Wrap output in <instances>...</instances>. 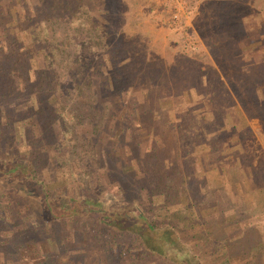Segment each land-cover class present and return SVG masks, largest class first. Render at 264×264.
<instances>
[{"label":"rangeland","instance_id":"1","mask_svg":"<svg viewBox=\"0 0 264 264\" xmlns=\"http://www.w3.org/2000/svg\"><path fill=\"white\" fill-rule=\"evenodd\" d=\"M38 1L0 0V90L4 91L10 84L16 90L11 91L10 98L6 101L5 97L0 96V129L9 122L5 129L8 141L4 148L10 146L13 151L36 154L42 175L53 178L54 184L68 193L76 189L79 175H84L83 179L88 180L90 189H97V174L101 175L103 192H118L116 185L106 175V166L100 163L104 160V153L102 158L97 154L104 148L107 151L111 148L116 150L113 156L124 170L136 177L143 173L138 178L142 182L145 171L160 165L156 161L159 141L127 144L124 140L115 144L117 141L110 133L123 114V109L112 98V94L104 97L100 95L103 82L99 80L100 75L94 74L97 72L92 73L93 91L98 97L94 100L100 104L103 101L111 103L108 109H98L101 105L92 109L99 124L103 120L108 121L109 128L101 130L104 133L102 136L101 131L97 134L91 132V124L86 122L88 117L82 118L83 122L75 123L74 132H71L66 130L72 125L69 116L55 110L51 115L48 114L54 108L40 98L35 86L38 72L36 60L30 53H24V48V51L15 53L14 47L15 43L26 42L23 27L28 16L35 13L37 17H41V7L32 10ZM186 2L187 31L197 40L193 48H185L177 30L167 29L154 21L152 16L159 19L161 10L155 8L151 0H57L55 7L64 8L68 3L74 9L72 37L78 47H84L92 41L93 54L117 53L115 57H119V60L122 58L120 69L115 72L130 71V78L124 80V89L128 86L125 99H145L147 83L144 81L150 80V77L147 72H143V67L157 70L156 61H162L159 71L167 72L168 77H174V83H177L178 76L182 78V72L189 84L197 81L194 79L198 77L199 71L206 72L204 75L208 76L209 84L204 79L205 76H202L205 81H199V84L204 95L199 98L193 93L194 90L190 94H193L192 97H188L190 95L186 92L180 93L181 90L176 92L175 89L180 87L174 84L169 93L153 96V107L159 108L163 113L162 118L167 119L166 123L162 120L158 122L159 129L161 132H168V136L177 133L180 138L189 127L188 115L192 114L198 119L201 143H191L190 149L198 150L202 159L196 168L199 179L194 178L223 209L225 220L207 209L215 202L205 201L208 200L205 196L202 200L199 199L198 204L206 210L201 209L202 219H194L193 224L199 222L201 227H208L212 235L218 234L221 240L227 241L223 248L229 249L228 252L234 256L229 264H264V105L257 108L254 101L256 93L259 97H264V90L259 88L264 85V66L261 65L264 57H256L264 54V42L258 41L264 35L261 34L264 30V13L254 10L242 15L243 21L250 22L249 29L253 31L254 39L247 40L244 35L245 40L240 46L233 51H222L216 62L211 59L210 45L205 42L209 39L208 27L205 20L203 22L206 4L204 0ZM90 6L92 8L88 18H85V8ZM58 17L64 16L60 14ZM91 20L94 28L90 26V34H87ZM62 22L60 19L59 23ZM228 31L231 32V29ZM202 44L208 53H200L203 50ZM224 49L226 48L221 50ZM233 56L237 58L234 59ZM177 58L181 59L182 67L173 74L171 65L179 66ZM196 59L205 63H199L198 66L190 62ZM219 65L223 69L218 79L213 74L214 71L219 74ZM261 72L262 76L256 78ZM27 79H33V85L28 84ZM260 79L261 84L257 82ZM133 81L136 84L134 86L130 85ZM182 81L183 79L179 80L180 85ZM231 84L243 97L238 98L239 103L226 95L231 90ZM192 85L196 86V83ZM225 87L229 89L228 92ZM84 99L87 105H93L92 101ZM240 100H245L246 103L242 104ZM14 107L18 111L13 119L11 113ZM74 113L83 112L80 113L75 106ZM46 125L51 129L49 136L45 134ZM86 136L92 137V143L99 138L96 143L100 146L92 154L95 160L90 159V151L85 146ZM152 143L155 144L154 149H145V144ZM148 152L150 155L147 156ZM77 159L81 163L76 162L74 167L73 163ZM257 174L262 176L257 177ZM163 182L166 183V180ZM141 194L143 198L146 197L145 192ZM22 205L23 201L11 195L10 191H0V264H167L154 255H142L127 234L107 232L89 217L57 219L41 227L37 221H31L33 218L30 214L24 215L26 207ZM237 209H241L239 215L236 213ZM211 215L214 217L209 219Z\"/></svg>","mask_w":264,"mask_h":264},{"label":"trees","instance_id":"2","mask_svg":"<svg viewBox=\"0 0 264 264\" xmlns=\"http://www.w3.org/2000/svg\"><path fill=\"white\" fill-rule=\"evenodd\" d=\"M56 1L39 0L34 8L32 7V10L41 7V17H37L35 13L28 16L26 25L23 27L26 42L25 44L15 43L14 46L15 53L22 52L24 48V53H30L29 55L36 60L38 72L35 86L40 98L48 106L52 104L51 106L54 108L50 109L48 114L51 115L55 110L69 116L72 125L66 130L71 132H74L73 125L75 123L83 122L81 119L87 117L89 119L86 122L91 124L89 127L94 134L103 128H109L107 127L108 121L104 122L103 120L99 124L92 113L94 106L101 105L98 109H108L111 106V103L107 104L104 101L101 102L102 104L95 102L98 97L93 91L92 73L97 72L94 74L100 75L99 80L103 82L100 95L104 97L106 94H112V98L116 99L123 109V114L110 133L117 141H114L115 144L124 140L127 144L142 141L150 143L158 140L156 149L158 160L156 161L160 165L145 171L144 180L140 182L138 178L143 176V173L136 177L128 170H124L113 156L116 150L111 148L107 151L104 148L97 154L99 158H102L104 153V160L100 163L106 166V171H108L106 175L116 185L118 192L110 190L103 192L100 184L101 175L97 174V189H90L87 184L88 180L83 179L84 175H79L76 189L68 193L66 190L59 189L54 184L53 178L42 175V170L37 165L36 154L30 155L13 151L10 146L7 149L4 148L8 141L5 131L9 124L7 121L0 129V191H10L11 195L23 201L24 205L22 206L26 207L24 215L29 216L28 214H30L33 218L31 221H37L41 227L57 219L89 217L107 232L127 234L142 255L148 257L154 255L165 261L164 263L229 264L234 256L232 257V254L228 252L229 249L223 248L224 245H227V241L221 240V236L218 234H216L217 236L212 235L211 230L208 227H201L199 222L193 224L194 219H202L201 209L206 210L199 207V199L202 200L205 196L208 197V200L205 201L215 202L207 209L215 212L216 217L225 220L223 209L212 199V196L209 197V192L194 178L195 176L199 179L196 175V168L199 167V162L202 159L198 150L190 149L191 143H201L198 119L192 114L188 115L187 124L189 127L180 138L177 137V133L168 136V132L160 131L158 123L160 120L166 123L167 119L162 118L163 113L159 111V108L153 107L152 103L153 96L169 93L173 84L180 87V89H175L178 93L181 90L180 93L186 92L187 95H190L194 90L193 93L197 95L196 97L203 96L199 81L206 80L209 84L208 76L204 75L206 72L199 71L198 67V77L194 79L197 81H192L190 84L182 72V78L178 76L177 83H174V77H168L167 72L159 71L162 61H156L157 70L152 71L151 68L143 67V72H147L150 77V80L147 78L148 80L144 81L147 83L145 99L143 101L125 99V90L128 86L124 89L126 86L124 80L130 78V71L115 72V70L119 71L122 58L120 57V60L119 57L116 58L117 53L93 54L92 41L84 47H78L72 37L74 27H72L71 21L74 9L68 3L64 8L56 9ZM100 1L103 2V0ZM204 2L206 13L203 16V22L205 20L210 39H206L205 42L210 45L211 59L215 60L221 57L222 51H233L244 42L245 26L242 15L245 12L255 10L264 13V0H204ZM90 8L92 7L85 8V18H88ZM60 14H63L64 17L59 18ZM60 19L63 21L61 24L59 23ZM92 21L87 28V34H90L91 27L94 28V25H91ZM229 28L231 32L228 31ZM258 41L263 42L261 37L258 38ZM223 48L228 50H221ZM256 57L263 58L264 54ZM232 58L237 57L233 56ZM190 62L196 63L198 66L199 63H205L199 59ZM177 63H179L177 67L171 65L173 74L182 67L181 59L177 58ZM261 65L264 66V61L261 62ZM218 69L219 74L217 71L215 74L214 71L213 77L219 79L223 68L219 65ZM262 74V72L257 74L256 78H260ZM202 76H205V80ZM141 78L142 76L139 79L141 80ZM180 79H183L181 85L179 84ZM261 81L262 79L257 80L259 84ZM33 82V79H27L28 84L33 85ZM134 82H131L130 85H136ZM194 82L196 86L192 85ZM203 85L206 86L204 83ZM260 87L264 90V85H260ZM230 88L232 91L225 87L227 92L229 90L226 95L230 100L238 101V98H243L234 85L231 84ZM13 89L14 86L10 84L4 91L0 90V96L5 97L6 101L10 98ZM192 95L188 97H192ZM84 98L92 101L93 105H87ZM254 101L257 108L264 105V97H259L257 93ZM241 103L245 104L246 101L243 100ZM75 106L77 110L79 108L80 113H83H74ZM9 110L11 111V109ZM17 111L14 107L13 113H11L13 119L16 118ZM169 127L172 130V126ZM62 128L67 127L62 126ZM44 130L46 136H49L50 127L46 125ZM102 134L104 133L101 131L100 135L102 136ZM91 135L92 133L89 134V136ZM91 139L92 137L86 136L84 142L87 151H90V159L95 160L92 154L100 146L96 143L99 138L94 143ZM205 143L208 146L206 141ZM148 148L154 149L155 144H145V149ZM76 162H80V160L77 159L73 163L74 167L77 165ZM256 167L258 168V166ZM82 173L86 174L85 171ZM258 176L262 175L257 174ZM168 179H170L169 182ZM147 180L153 181L148 182ZM163 180H166V183ZM141 192H145L146 197L143 198ZM236 213L239 215L241 209H237ZM214 215H211L209 219H212Z\"/></svg>","mask_w":264,"mask_h":264},{"label":"built area","instance_id":"3","mask_svg":"<svg viewBox=\"0 0 264 264\" xmlns=\"http://www.w3.org/2000/svg\"><path fill=\"white\" fill-rule=\"evenodd\" d=\"M155 8L161 10L160 18L152 16L154 21L167 29L177 30L185 48H193L197 40L187 31L188 7L186 0H151Z\"/></svg>","mask_w":264,"mask_h":264},{"label":"crops","instance_id":"4","mask_svg":"<svg viewBox=\"0 0 264 264\" xmlns=\"http://www.w3.org/2000/svg\"><path fill=\"white\" fill-rule=\"evenodd\" d=\"M243 23H244V26H245V31H246V33H245V35L247 36V40H249V38L251 39V40H253L254 39V37H252L253 36V31L252 30H250L249 29V26H250V22H248L247 20H245V21H243ZM264 29V28H263ZM262 33H264V30H262V32H261V34ZM261 38L264 40V35L263 36H261ZM262 40V41H263ZM264 42V41H263ZM203 45V44H202ZM202 49L203 50H201L200 51V53L201 52H206V53H208V51H207V49L204 47V45H203V47H202ZM261 49H263V48H261ZM264 52V51H263Z\"/></svg>","mask_w":264,"mask_h":264}]
</instances>
